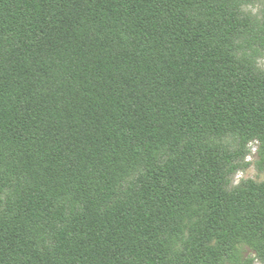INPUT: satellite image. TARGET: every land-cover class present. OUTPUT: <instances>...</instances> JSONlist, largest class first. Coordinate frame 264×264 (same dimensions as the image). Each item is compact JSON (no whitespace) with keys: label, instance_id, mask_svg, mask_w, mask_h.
<instances>
[{"label":"trees","instance_id":"1","mask_svg":"<svg viewBox=\"0 0 264 264\" xmlns=\"http://www.w3.org/2000/svg\"><path fill=\"white\" fill-rule=\"evenodd\" d=\"M246 27L231 0H0V264L264 258V182L228 192L208 142L264 145Z\"/></svg>","mask_w":264,"mask_h":264},{"label":"rangeland","instance_id":"2","mask_svg":"<svg viewBox=\"0 0 264 264\" xmlns=\"http://www.w3.org/2000/svg\"><path fill=\"white\" fill-rule=\"evenodd\" d=\"M241 20L247 22L246 29L237 37L238 55L249 60L264 76V0H231ZM208 142L220 149L227 163L224 170L225 188L232 193L246 182L255 184L264 182V145L253 138L246 143L233 134L210 137ZM167 158L165 152L157 156V162ZM140 171L123 178L117 187L118 196L126 197L133 192ZM243 257L250 258L252 264H264V258L258 257L250 249H243Z\"/></svg>","mask_w":264,"mask_h":264}]
</instances>
